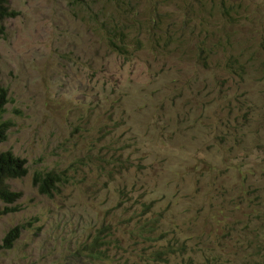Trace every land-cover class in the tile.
I'll list each match as a JSON object with an SVG mask.
<instances>
[{
  "label": "rangeland",
  "instance_id": "1",
  "mask_svg": "<svg viewBox=\"0 0 264 264\" xmlns=\"http://www.w3.org/2000/svg\"><path fill=\"white\" fill-rule=\"evenodd\" d=\"M11 8L0 154L28 174L7 182L0 245L20 235L0 264H264V0Z\"/></svg>",
  "mask_w": 264,
  "mask_h": 264
},
{
  "label": "trees",
  "instance_id": "2",
  "mask_svg": "<svg viewBox=\"0 0 264 264\" xmlns=\"http://www.w3.org/2000/svg\"><path fill=\"white\" fill-rule=\"evenodd\" d=\"M117 4L121 0H115ZM21 15L20 12L14 11L11 8V0H0V20L16 19ZM109 42L111 47L118 48L124 46L119 42L116 33H110ZM10 103L9 92L5 88H0V143L7 142L9 139L10 131L14 126L11 120H5L4 117L7 113L6 107ZM26 161L13 155L10 151H5L0 154V201L6 207L0 214H9L18 211V208L13 206L21 198V194L12 191L7 182L15 179H23L27 176L28 170ZM60 179L56 175L36 173L33 176V184L38 188L39 192L43 195H51L52 192L57 191V186ZM20 227H14L6 234L3 243L0 245V250L3 248H10L14 241L20 235Z\"/></svg>",
  "mask_w": 264,
  "mask_h": 264
},
{
  "label": "bare ground",
  "instance_id": "3",
  "mask_svg": "<svg viewBox=\"0 0 264 264\" xmlns=\"http://www.w3.org/2000/svg\"><path fill=\"white\" fill-rule=\"evenodd\" d=\"M245 128V127H244ZM242 133V132H241ZM240 142V141H239ZM245 153V152H244ZM199 155V154H198ZM200 158V157H199ZM151 242V241H150ZM156 242V241H155ZM143 244V243H142ZM154 248V247H153ZM249 249V248H248ZM148 250V249H147ZM138 251V250H137ZM142 251V250H141ZM143 252V251H142ZM166 252V251H165ZM161 254V253H160ZM165 254V253H164ZM172 254V253H171ZM156 255V254H155ZM167 255V254H166ZM151 257V256H150ZM154 257V256H153ZM252 257V256H251ZM253 257H257V255L256 256H253ZM146 258V257H145ZM250 258V257H249ZM263 258V257H262ZM147 259V258H146ZM159 259V258H158ZM158 262V261H157ZM162 263V262H161ZM166 263V262H165ZM167 264V263H166Z\"/></svg>",
  "mask_w": 264,
  "mask_h": 264
}]
</instances>
